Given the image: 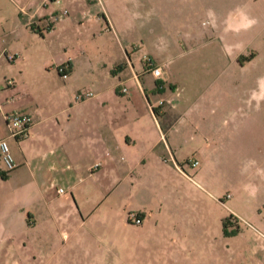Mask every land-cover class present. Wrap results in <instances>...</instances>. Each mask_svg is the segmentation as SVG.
I'll return each instance as SVG.
<instances>
[{
	"label": "crops",
	"instance_id": "1",
	"mask_svg": "<svg viewBox=\"0 0 264 264\" xmlns=\"http://www.w3.org/2000/svg\"><path fill=\"white\" fill-rule=\"evenodd\" d=\"M21 1L12 3L28 19L18 28L31 23L41 31L43 20L46 30L60 26L42 6L48 0ZM255 1L221 11L207 6L200 25L168 35L152 29L143 45L122 41L118 29L125 30L126 19L113 18L97 1L115 41H100L106 52L96 57L82 47L86 41L64 54L50 41H8L0 26V137L7 136L5 111L32 117L25 136L8 137L16 166L6 171L0 158V264L9 263L10 251L22 250L26 233L34 237L29 264H131L127 254L133 258L147 245L137 240L151 237L146 222L158 221L167 201L181 204L174 191L183 190L191 198L184 206L193 210L209 206L204 185L163 157L178 159L189 148L199 158L195 175L209 170V61L244 69V33L259 23L247 3ZM87 20L98 23L100 16ZM149 61L161 67V77ZM84 89L94 94L78 97ZM252 93H264V74ZM188 109L195 117L184 116ZM130 212L140 216L139 225ZM12 264L23 263L17 257Z\"/></svg>",
	"mask_w": 264,
	"mask_h": 264
},
{
	"label": "rangeland",
	"instance_id": "2",
	"mask_svg": "<svg viewBox=\"0 0 264 264\" xmlns=\"http://www.w3.org/2000/svg\"><path fill=\"white\" fill-rule=\"evenodd\" d=\"M13 1L22 3L0 0V26L7 32L8 41H50L54 51L65 48L64 54H69L72 44L86 41L81 43L82 47L95 57L106 52L100 41H115L105 29L103 11L97 4L101 0H59L53 4L48 0V6H42L50 15L49 21L52 18L62 21L53 31L46 30L47 20L39 24L35 20L41 31L31 23L18 28V23L26 21L28 15H20ZM240 1L102 0L113 18L126 19L125 30L118 29L120 37L134 45L147 41L152 29L168 35L200 25L201 19H205L204 15L200 19V14L207 6L221 11ZM247 9L259 16V23L244 33L246 41H242L241 57L244 69L238 72L225 62L209 61V170L195 175L196 165L188 158L198 162L199 158L189 148H183L178 159L170 158L169 154L163 157L172 164L177 162L182 171L204 185L209 206L200 205L193 210L188 204L184 206L186 199L191 198L183 190L174 191L182 205L175 202L176 208L167 201L165 214L158 221L146 222L153 227L148 232L151 237L136 242L146 241L145 254L137 253L133 258L127 254L131 264H145L147 260L155 264H264V93H252L258 75L264 74V0L247 3ZM90 14H99L100 22L87 20ZM213 43H209V51L214 48ZM186 112V118L195 117V109ZM238 189L241 190L236 199L226 196ZM224 203L236 207L239 213H233ZM172 209L176 211L173 213ZM128 218L139 225L134 217ZM33 238L26 233L22 250L15 253L12 250L6 255L7 264L17 257L20 263L29 264ZM125 251H120L122 258L126 257Z\"/></svg>",
	"mask_w": 264,
	"mask_h": 264
},
{
	"label": "built area",
	"instance_id": "3",
	"mask_svg": "<svg viewBox=\"0 0 264 264\" xmlns=\"http://www.w3.org/2000/svg\"><path fill=\"white\" fill-rule=\"evenodd\" d=\"M66 9L63 10L65 12ZM61 15V14H60ZM149 66L151 67V72L153 75L156 77H161L162 76V69L159 65H153L152 62H148ZM57 70L61 73L62 76L67 75L66 71V64H60L57 66ZM9 83H12L13 81L11 79L8 80ZM126 88L124 87L123 90ZM93 91L90 89H84L80 93H78V97H89L93 95ZM163 100H159L158 104H161ZM4 120H5V125L7 128V136L0 137V158L5 166L6 171H10L16 166V160L15 157L11 151L9 142H8V137H23L27 133V128L29 124L32 121V117L28 112L21 111V110H11V111H5L4 114ZM170 158H173V155L170 153L169 154ZM188 161L192 163V165H197L199 162L197 159H190L188 158ZM175 165L181 169L179 164L175 162ZM59 191H63L62 188H59ZM229 197V193L226 195ZM130 217H134V220L136 222H140L141 218L140 216L135 213L131 212L129 213Z\"/></svg>",
	"mask_w": 264,
	"mask_h": 264
},
{
	"label": "trees",
	"instance_id": "4",
	"mask_svg": "<svg viewBox=\"0 0 264 264\" xmlns=\"http://www.w3.org/2000/svg\"><path fill=\"white\" fill-rule=\"evenodd\" d=\"M155 111H156V109H155Z\"/></svg>",
	"mask_w": 264,
	"mask_h": 264
}]
</instances>
